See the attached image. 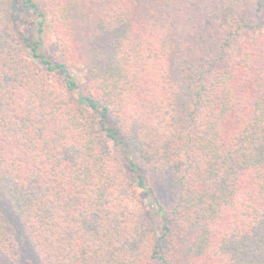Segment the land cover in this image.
I'll use <instances>...</instances> for the list:
<instances>
[{"label": "trees", "instance_id": "trees-1", "mask_svg": "<svg viewBox=\"0 0 264 264\" xmlns=\"http://www.w3.org/2000/svg\"><path fill=\"white\" fill-rule=\"evenodd\" d=\"M0 192L39 264H264V0H0Z\"/></svg>", "mask_w": 264, "mask_h": 264}, {"label": "rangeland", "instance_id": "rangeland-1", "mask_svg": "<svg viewBox=\"0 0 264 264\" xmlns=\"http://www.w3.org/2000/svg\"><path fill=\"white\" fill-rule=\"evenodd\" d=\"M48 48L52 57L57 58L58 56V47L53 36H49L48 40ZM152 182L158 188V195L162 201V203L166 206V208L170 207L172 204L178 201L179 190L175 185L174 181L171 178L155 175L152 177ZM6 198L4 197V193L0 192V213L3 217L8 221L11 227H13V235L14 239L19 246V250L22 256V264H39L32 248L30 247L23 230L18 223L16 215L14 211L10 208H6Z\"/></svg>", "mask_w": 264, "mask_h": 264}]
</instances>
